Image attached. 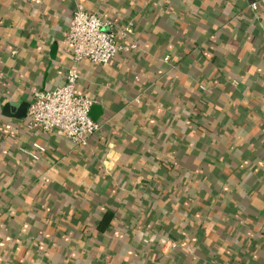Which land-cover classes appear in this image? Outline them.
<instances>
[{
    "label": "crops",
    "instance_id": "crops-1",
    "mask_svg": "<svg viewBox=\"0 0 264 264\" xmlns=\"http://www.w3.org/2000/svg\"><path fill=\"white\" fill-rule=\"evenodd\" d=\"M79 1L137 45L80 64L86 147L4 114ZM0 264H264V0H0Z\"/></svg>",
    "mask_w": 264,
    "mask_h": 264
},
{
    "label": "built area",
    "instance_id": "built-area-1",
    "mask_svg": "<svg viewBox=\"0 0 264 264\" xmlns=\"http://www.w3.org/2000/svg\"><path fill=\"white\" fill-rule=\"evenodd\" d=\"M251 7L257 9V3L252 2ZM112 26V21L88 11L82 2L76 4L64 37V45L74 66L67 69L64 84L51 90H32V101L27 111L29 130L44 134L60 132L79 147L88 146L90 138L100 131L101 125L90 115L95 101L78 89L79 68L84 61L106 65L121 52L136 48V43L118 42L111 31ZM128 31L122 30L121 34L126 36ZM36 147L44 150L40 145L36 144Z\"/></svg>",
    "mask_w": 264,
    "mask_h": 264
},
{
    "label": "water",
    "instance_id": "water-1",
    "mask_svg": "<svg viewBox=\"0 0 264 264\" xmlns=\"http://www.w3.org/2000/svg\"><path fill=\"white\" fill-rule=\"evenodd\" d=\"M29 105L30 103H23L21 105L9 103V105H6L4 108V114L17 118H23L27 115Z\"/></svg>",
    "mask_w": 264,
    "mask_h": 264
}]
</instances>
